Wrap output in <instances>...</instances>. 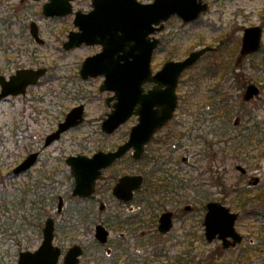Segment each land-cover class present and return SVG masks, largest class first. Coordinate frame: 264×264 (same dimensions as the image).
Masks as SVG:
<instances>
[{
  "label": "rangeland",
  "instance_id": "374dc122",
  "mask_svg": "<svg viewBox=\"0 0 264 264\" xmlns=\"http://www.w3.org/2000/svg\"><path fill=\"white\" fill-rule=\"evenodd\" d=\"M153 1L141 0L144 3ZM205 1L209 3V9L197 20L185 23L180 17L173 16L166 21L165 28L154 34L161 43L154 51L152 61V69L155 72L168 60H181L190 52L205 46L219 47L217 53L206 54L182 74L177 88L179 106L173 123L159 135L169 133L175 126L177 133L185 134L184 138L179 140L181 146L178 145L172 150L162 147L160 155L169 159V162L165 163L163 167L166 170L160 174L167 175L169 171L174 175L178 167L174 163L181 164L183 156H190V163L182 166L183 170L186 169L185 183L191 186L187 187L186 194L199 195L200 201H189L188 203L198 207L197 211L183 218L182 208L185 204L157 200V203L164 204L157 214L164 209H178L180 219L176 220L170 233L149 234L144 237L141 234L143 230L149 233L155 226V216L149 210L143 214L145 226L133 232L125 246L121 245L136 258V264L264 263V141L253 140L254 150L251 145L248 148H239L241 142H234L233 145L230 142L226 145L227 151L222 150L223 142L232 140V136L250 133V129L260 122L261 127H264V30L260 52L244 57L239 62L244 29L256 25L264 28V0ZM19 2L0 0V39L2 47L4 45L3 49L0 47V73L7 71L4 66L8 60L12 62V67L14 66L8 72L15 70L17 66L35 65L46 67L48 73L25 97H13L0 102V200L2 192L9 196H25L29 186L39 180L38 170L41 162L50 160L54 164L51 159L53 156L62 157L64 160L69 155L90 156L98 150L109 151L125 141L131 127L137 123V117L132 116L113 134H106L102 130V123L111 112V105L115 101L112 100L108 105L106 99L113 96L114 92L100 90L104 76L84 79L80 73L85 58L99 52L100 45L84 44L71 50L64 49L63 43L67 41L69 32L76 30L73 23L74 14L50 18L42 11L47 0H28L25 6H19ZM91 4L92 0H74V11L88 12L92 9ZM33 20L40 27L44 44H38L30 36L29 23ZM6 24L11 25L9 30ZM7 47H11L16 53H5ZM237 62L240 63L239 66L236 65ZM232 70L241 74V82H245L241 90L236 88L238 83H235ZM250 83L259 85L261 93L252 101L241 104L243 90ZM78 105L85 107V121L67 131L59 141L45 149L41 161L31 173L13 175V169L27 153L36 150L42 144V139ZM201 115L216 121V135L207 132L211 123L197 121ZM236 117L240 118L237 126L233 124ZM200 135L204 137L200 138ZM205 137L208 140H205ZM206 141L216 142L215 151L207 148ZM171 144L174 146V142ZM191 152H202V159L200 160L199 155L197 159L192 160ZM176 155L178 159L172 160V156ZM214 163L213 174L210 168ZM238 164L248 169V177L236 170ZM59 166L62 184L59 187L63 190L66 189L63 184L67 182L68 170L62 164ZM152 167L149 158L138 163L128 154L109 168L99 183L94 199L84 202L83 205L88 208V218L84 221V227L72 234L73 239H68L70 234L66 233L67 228L63 226L76 206V201L71 198V193L64 192L66 206L63 215H57L55 206L54 209H47L43 219L44 224L48 216L56 217V244L66 250L72 244L71 240H82L89 254L97 252L94 238L96 222L104 223L111 230L110 246L116 248L121 244L119 233L132 231L125 230L128 227L124 226L122 220L129 219L132 210L137 211L138 201L146 195L143 193L138 196L136 202L123 206L117 204V200L112 197L111 187L124 174H145L151 172L154 168ZM206 168L210 174H205ZM201 173L204 174L202 177ZM251 176L260 178L257 186L249 185ZM240 190L246 192L245 196L252 198L247 206ZM210 199L219 201L239 213L236 228L244 236V240L237 247L223 251L220 240L208 243L202 238L204 228L200 225L199 210L204 202ZM27 200H30L29 197ZM101 202L107 204L104 211L99 209ZM27 206L31 207V204L28 203ZM18 208L16 206V209ZM249 208H254L257 214L249 213ZM30 214L29 209L25 212L15 210L7 213L10 217L9 223L0 228V264H17L20 251L33 250L39 246L42 236L38 235L35 225H29L23 218ZM118 214L121 215L117 216ZM2 215L0 204V217ZM89 254H85L81 264H125L127 256L125 254L118 259L115 254L110 259L99 258L100 261H96L89 258Z\"/></svg>",
  "mask_w": 264,
  "mask_h": 264
},
{
  "label": "water",
  "instance_id": "95a60500",
  "mask_svg": "<svg viewBox=\"0 0 264 264\" xmlns=\"http://www.w3.org/2000/svg\"><path fill=\"white\" fill-rule=\"evenodd\" d=\"M92 10L75 13L74 24L78 31H71L64 43L69 50L83 43L88 45L101 44V52L88 56L82 65L81 76L85 79L103 75L105 80L101 90L114 91L115 95L107 99H116L113 110L102 124V129L111 134L133 115L139 116V123L132 127L129 139L112 151H98L92 157L85 155L70 156L66 162L71 167L75 178L74 196L88 197L96 190V182L105 168L134 149L133 156H142L144 145L153 134L172 119L177 106V86L181 74L195 64L199 58L212 47L195 50L183 60L167 61L155 74L151 69L154 50L160 43L155 37L161 31L164 22L173 15H178L184 22L197 19L207 11L209 4L204 0H154L142 3L139 0H93ZM45 16H65L73 12L72 0H49L43 8ZM33 37L44 43L40 37L36 22L30 24ZM263 28L259 25L247 27L244 31L239 62L244 57L261 48ZM47 72L46 68L24 69L18 71L11 79L0 76L2 90L0 100L9 95L25 94L27 87L36 84ZM154 82L155 86L145 91L144 84ZM260 87L248 84L243 94L245 101L258 97ZM84 105L73 108L60 123L59 128L48 135L46 146L60 139L61 135L84 121ZM239 123V119L235 124ZM38 153H33L16 167L15 172L21 173L31 168L37 160ZM236 168L242 173L246 169L242 165ZM255 178L253 184H257ZM143 183L142 175L126 174L119 178L113 188V194L122 201H130L134 193ZM63 198L59 202V211L63 207ZM103 209V205L101 206ZM204 220L205 237L208 242L216 238L222 240L223 247L236 246L243 240L236 230L238 213L220 202L207 204ZM172 227V212H164L160 216L159 229L166 233ZM43 241L34 251L26 250L19 254L17 264H60L62 250L54 244L55 221L47 219L43 229ZM110 232L103 224L95 227V237L101 243H107ZM83 248L76 244L68 249L62 264H78ZM264 264V263H263Z\"/></svg>",
  "mask_w": 264,
  "mask_h": 264
},
{
  "label": "flooded vegetation",
  "instance_id": "af4514ba",
  "mask_svg": "<svg viewBox=\"0 0 264 264\" xmlns=\"http://www.w3.org/2000/svg\"><path fill=\"white\" fill-rule=\"evenodd\" d=\"M8 1H12V0H8ZM19 1H20L19 4H18L19 6H25V4L28 3V0H19ZM34 1H39V0H34ZM43 7H44V5H43ZM20 11H21V9H20V7H18V12H20ZM24 14H25V12L22 13V15H24ZM56 17H59V16H56ZM33 21H31L29 23V33H30L31 38L35 42L38 43V41L33 37V35L31 34V31H30V24ZM34 22H36V21H34ZM10 24H6V28L8 30L11 28ZM36 24L38 25L37 22H36ZM38 29H39V34H40L39 25H38ZM8 38H10V35H8ZM1 42H2V40L0 39V47H2ZM3 48H4V45H3V47L1 49H3ZM4 52L9 54V55H12V54L16 53V51L13 50L11 47H9V48L7 47V49H5ZM4 68H5V70L7 69V71L1 72L0 76H4L6 79L9 80V79H11V77L13 75H15L20 70H24V69H34V70H36V69H39L41 67H38V66L36 67L35 65H31V67L17 66L15 70H13L11 72H8L10 70V68H14V66L12 67V62L8 60V61H5ZM42 79H40V81H38L37 84L28 86L27 87V91H26L25 94L9 95V96L4 97L3 99H1L0 102H3L5 100H7L9 98H13V97H16V98L25 97L27 95L28 91H30L32 88L36 87L41 82ZM154 86H155V83L149 82V83L145 84V90L147 91L150 88H153ZM1 90H2V85L0 83V92H1ZM134 116L137 117V123L134 124L133 126H135V125H137L139 123V116L138 115H134ZM174 116H173V118H174ZM173 118L170 121H168L164 126H162L160 129H158L153 134V136L151 137L150 141H148L144 145V150H143L142 156L140 158H135L133 156L134 149H131L127 154H125L120 159L116 160L112 165H110L109 167H107L106 169L103 170L101 178L96 183V191H95L94 194H92V195H90L89 197H86V198H78V199H82V200H86V201L94 199V197H95V195H96V193L98 191L99 183L104 178L105 172L109 168H111L115 164H117L120 160H123L128 154L131 155V158L133 159L134 162H138V163L143 161V160H147V158H149V162L154 167V168L152 167L153 169H151V172L149 171L148 173H145V174L142 173V172H138V173H133L132 174V175H142L143 176V183H142L141 187L135 191L134 197L130 201H127V202L122 201V200L118 199L113 194V187H114V185L116 184V182L118 181L119 178L115 181L113 187L110 186L112 188V189L110 188L111 189V193H112L111 194L112 197L117 200V204H120V205L123 204V206H126L128 204L136 202L137 199H138V196H140L143 193L146 195V197H142V200L138 201L137 211H133L132 210L131 214L128 216L129 219L122 220L124 226L128 227V228L126 227L127 229H125V230H132V231H123V232L119 233V236L121 237V244L117 245L116 248H113L112 246H110V239H109L108 243H106V244H100L99 242H95V244L97 245V249H98L97 252L89 254L87 250H84V254H83L82 258L85 256L86 253L89 254V258H92V259L94 258L96 261H100L99 258L110 259L115 254H117V258L120 257V256L123 257L125 254H127V256L125 257L126 258L125 259L126 260L125 264H131V263L132 264H136V258L133 257V255H130L128 253V251L126 252L127 249L124 247L125 246L124 244L127 243V241L130 240L129 239L130 235L134 234L133 232H136V230L138 228H140L141 226H143V225L145 226L146 222H145V219L143 218L144 217L143 214L146 213L147 210H149L155 216L154 221H153V224H155V226H153V229H151L152 231L151 232L149 231V233H147L146 231L143 230V232L141 234H143L144 237L145 236L148 237L149 234H156V233L158 235L159 234L166 235V234L170 233L173 230L176 220L180 219V217H179L180 211L178 209H164L160 214H157V211L160 210V208L163 207V205H164L162 202H160L161 204L157 203L156 202L157 200H161V201H166L167 200V201H170V202L178 201L180 203V205H184L185 204V206L182 208V211L184 212V217L183 218L187 217L188 214L192 215V214H194L197 211L198 207L194 206L193 204H190L188 202L189 201H194V202L200 201L199 195L195 194L193 196V194H192V196H188L186 194L187 187H191V186H190V184L185 183L184 173H185L186 169L184 168V170H183V168H182V166L188 165L190 163V160H191L190 156L189 157L183 156L181 158V161H182L181 164L180 163L176 164V162L174 163L176 166L179 167V169H178V167L175 169V174L174 175H172L169 171H168L167 175L160 174L161 172L163 173L166 170L163 167L165 165V163L169 162V159H164V157L160 155V151H161L162 147H165L166 150H167V147H168V149L170 148L172 150L175 147H177L178 145L181 146L182 143L179 142V140L183 139L184 136H185V134L183 132L177 133L176 126L174 127V129H172L173 131L171 130L169 133H166L163 136L162 135L159 136L160 133L163 130H165V128H167L168 126L171 127V124L173 123L172 122ZM197 121H199L200 123H211V127H209V130L207 131L209 134H211V135L215 134L216 135V133H218V131H217L218 126L215 124L216 121H214V119H209V117H203V115H201L198 118ZM60 123L61 122H59L57 127L54 130H52L51 132H49L45 136L44 139H42V144L39 145V147L36 150L29 151L27 153V155L24 157V159H22L17 164V166L20 163H22L23 161H25L27 159V157L29 155L33 154V153H38V157H37L36 163L31 168H29L26 171H22L21 173H16L15 172V168H14L13 171H12L13 175H20V174H23V173L24 174L31 173L32 169L41 161L42 152L45 149L50 148L55 142L59 141L62 138L63 135L60 137V139H58V140L52 142L50 145L46 146V140H47L48 135L54 133L59 128ZM132 127H131V129H132ZM117 130H115L114 132H116ZM129 135H130V132H129ZM129 135H128L127 139L125 141H123L121 144L125 143L128 140ZM199 137L203 138L204 136L200 135ZM172 139H174V141H172ZM205 140H208V138L205 137ZM173 142H174V146H172V144H171ZM206 142H207L206 143L207 148L209 150L215 151L216 142L215 141H210V142L206 141ZM121 144H118L116 147L110 149L109 151L117 149L118 146H120ZM149 152H150V154H148ZM157 153H158V155H157ZM201 153L202 152H199V153L191 152L190 155L193 156L192 160L197 159V156H199V155L201 156V158H200V160H201L202 159V154ZM154 154H155V156H154ZM148 155H149V157H148ZM172 157H173V158H171L172 160H177L178 159L177 155L176 156H172ZM67 158L68 157H66L63 160L62 157L53 156L51 159H53V161H54L53 163L54 164H52L50 162V160H48V162H46V161L41 162L40 168L38 170V173H39L38 174L39 175L38 179L39 180L38 181H34V184H31L32 188H31V186H29V188H31V189L37 187L38 192L40 191L39 194L41 195L43 200H46V202L42 201V202H45V205L43 206L45 211H47V209H52V208L54 209L55 206H57V215L58 216H62L63 215V211H61V212L59 211V202H60L61 198H63V202L64 203L66 202V198H65L66 195L64 194V192L68 191L69 193H71V198L76 200V196H73V194H72V192L74 191V186H75V178H74V176L72 174L71 167L66 162ZM172 160H171V162H172ZM60 164H62L63 167L68 170V174L71 176V180H70L68 178V175H67V179H66L67 182L65 184H63V187H66V189H63V190H60V187H59V186H62L61 179H60V171H61L60 170V166H59ZM214 168H215V163L212 164V166L210 168V171L213 174L215 173ZM195 169H197V168L195 167ZM205 174H210L208 172V168H206ZM203 175L204 174L201 173L200 177H202ZM243 176L244 177H248L249 176L248 169H246V172H243ZM213 177H215V176H213ZM252 180H253V177L251 176L249 178L248 183L250 184V182ZM208 181H210V179ZM41 189H43L44 191H41ZM213 201H215V200H211V199L207 200L206 202H204L205 204L199 210L200 211L199 218H200V223H201L200 225L203 228H204V217H205V214L207 212V204L210 203V202H213ZM102 205H103V209L102 210L103 211L106 210L107 204L105 202H101L99 207L101 208ZM130 209H133V207H130ZM166 211L172 212V227H171V229L168 232L162 233L160 231V229H159V219H160V216ZM135 212H136V214H134ZM127 214H129V213L127 212ZM119 215H121V214H118L117 216H119ZM48 217H53L56 220L55 216H51L50 215ZM97 223H99V222H96L95 225ZM65 229H66V227H65ZM74 232H75V230H74ZM74 232L70 231L69 234L70 235L74 234ZM203 232H204V230H203ZM73 241H77V240H73ZM121 245H124V246H121ZM137 248H138V246L136 247V250H135L136 254L138 252ZM104 251H105V253H104ZM82 258H81V261H82ZM121 258H118V259H121ZM113 261L114 260H112V262ZM80 264H81V262H80Z\"/></svg>",
  "mask_w": 264,
  "mask_h": 264
},
{
  "label": "trees",
  "instance_id": "16d2710c",
  "mask_svg": "<svg viewBox=\"0 0 264 264\" xmlns=\"http://www.w3.org/2000/svg\"><path fill=\"white\" fill-rule=\"evenodd\" d=\"M240 75L241 74L237 73L235 70H232V76L235 77V83H238L236 88L241 90L243 88V83L245 82H241ZM241 104H243V102ZM253 140H259V142L264 141V127H261V122L258 125H255V127L251 128L250 133L232 136V140H225V142H223L224 147L222 148V150L227 151L226 145H228L230 142H232V145L234 142H241V146H239V148H248L251 145L254 150L255 144ZM252 148L249 149L252 150ZM68 178L71 180V176L69 174ZM240 192L244 198V204L245 206H247L252 198L245 196V191L240 190ZM28 197L30 200H27ZM42 201L46 202V200H43L41 195L38 193L37 187L33 189L29 188V190L25 193V196H9L6 195L5 192H2L0 204L1 208L3 209V215L2 217H0V222H2V224L0 223V228H2L3 225L9 223L10 217L7 216L8 212L15 210H17L18 212L23 210V212H25L27 209H29L31 214L28 216H23V218L28 222L29 225H35L36 230L38 231V235L42 236L43 219L46 216V211L43 207L45 205V202ZM75 201L76 206L70 212L68 220L66 219V223H64L65 226H63L67 228L66 233H70V231L74 232V230L76 232L77 230L82 229L84 227V221H86V217L88 218V216H86V211H88V208L83 205L86 200L76 199ZM28 203L31 204V207L27 206ZM16 206H18L19 208L16 209ZM249 211V213L257 214L254 208H249ZM71 237L72 234L68 237V239H73Z\"/></svg>",
  "mask_w": 264,
  "mask_h": 264
}]
</instances>
